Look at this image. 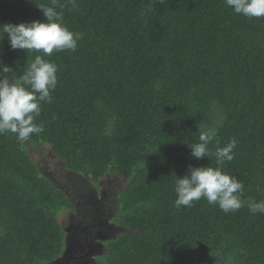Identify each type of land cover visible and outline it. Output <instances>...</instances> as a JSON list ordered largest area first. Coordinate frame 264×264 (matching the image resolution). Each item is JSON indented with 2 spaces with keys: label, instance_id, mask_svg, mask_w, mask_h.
<instances>
[{
  "label": "trees",
  "instance_id": "1",
  "mask_svg": "<svg viewBox=\"0 0 264 264\" xmlns=\"http://www.w3.org/2000/svg\"><path fill=\"white\" fill-rule=\"evenodd\" d=\"M57 4L64 25L83 34L75 51L13 50L0 30V78L16 82L37 55L58 77L33 144L0 134V264H47L65 250L58 218L75 203L44 177L47 150L83 179L127 180L115 193L124 231L103 242L99 264H264V213L246 203L225 213L205 198L175 205L177 177L217 166L189 146L210 128L211 153L217 141L237 142L221 167L243 182L241 200H264V17L226 0ZM46 6L52 0H0V25L45 22Z\"/></svg>",
  "mask_w": 264,
  "mask_h": 264
},
{
  "label": "clouds",
  "instance_id": "2",
  "mask_svg": "<svg viewBox=\"0 0 264 264\" xmlns=\"http://www.w3.org/2000/svg\"><path fill=\"white\" fill-rule=\"evenodd\" d=\"M226 4L237 14L249 18L264 17V0H226ZM58 7L63 6L57 4V0H52V6L39 7L46 18L45 22L33 20L19 24H3L0 25V30L7 35L13 50H35L45 56H51L54 51H75L83 34L75 33L64 25L63 14L62 11H57ZM57 82V66L41 55H37L27 64V70L16 82L10 83L8 79L0 78V134L11 132L16 134L18 140L26 141L32 134L43 132V124L37 125L34 118L40 115L41 102H52V92ZM199 132V142L189 145L192 156L203 159L214 155L217 166H190L187 174L182 178L177 177L176 207H191L194 201L205 198L209 204H217L225 213L235 212L245 203L251 213H264V200L257 202L249 197L247 201H242L243 182L227 174L221 167L225 161L234 158L233 149L237 143L235 138L223 147H220L217 141L215 152L211 153L208 145L215 139V129H199ZM65 232L67 249L73 250L76 244L86 245L85 236L74 237L70 243L68 233ZM97 237L98 235L93 236L94 245L102 241Z\"/></svg>",
  "mask_w": 264,
  "mask_h": 264
},
{
  "label": "rangeland",
  "instance_id": "3",
  "mask_svg": "<svg viewBox=\"0 0 264 264\" xmlns=\"http://www.w3.org/2000/svg\"><path fill=\"white\" fill-rule=\"evenodd\" d=\"M26 143L31 142L27 140ZM28 147L30 148L29 145ZM33 157L34 159H39L36 154H33ZM47 159L48 162L42 166L44 177L55 182L56 186L66 192L75 203L72 211L77 214L79 219L75 220V214H72L69 210L63 211L58 218L63 230L68 233L70 243H72L74 237L83 238L86 231L85 226L89 224H95V226L98 225L100 227L96 235H98L97 239L102 240L101 243L113 239L117 234L124 231L117 222L118 213L116 211L118 205L116 206L117 202L115 197L116 191L122 190L127 184V180L121 173L106 174V176L98 181H92L83 179V177L81 178L74 173L64 170L62 162L55 161L50 150H47ZM96 202H99L100 205H96ZM86 208H105V210L99 215H96L94 212H89L87 217L90 222L86 224L78 221L83 220L82 214H86L84 213ZM107 220L110 222H106ZM100 222L102 223L100 224ZM95 246L93 245L92 248L99 250L100 246L96 248ZM100 249L102 250L100 255H106V250H108L106 246L101 244ZM60 257L61 255L47 264H64L69 259V255L62 260H58Z\"/></svg>",
  "mask_w": 264,
  "mask_h": 264
},
{
  "label": "flooded vegetation",
  "instance_id": "4",
  "mask_svg": "<svg viewBox=\"0 0 264 264\" xmlns=\"http://www.w3.org/2000/svg\"><path fill=\"white\" fill-rule=\"evenodd\" d=\"M96 205H100L99 202H96ZM105 208H103L102 211H104ZM69 211L72 214H75L72 210L69 209ZM89 212H94L96 215L100 212L99 209H85L84 213L86 214H82L83 215V220H78L81 221L82 223H86L89 224L90 220L87 217V214ZM75 220L79 219L77 217V214H75ZM106 222H110L109 220H107ZM102 222H100L101 224ZM86 227V231H85V241H86V245H81V244H76L75 248L73 250L67 249V247H65V250H63V253L61 254V257L58 260H62L64 258H66L67 255H69V259L66 260L64 262V264H99L101 259H99V256H101V246L99 244H97L95 246L99 247V250L97 251H91V247H90V242L93 240V236L97 234L98 230H99V226L95 224H89ZM89 229V231H88ZM103 245H105V243H101ZM106 246V245H105ZM108 250H106V254H107ZM90 254V255H89Z\"/></svg>",
  "mask_w": 264,
  "mask_h": 264
},
{
  "label": "water",
  "instance_id": "5",
  "mask_svg": "<svg viewBox=\"0 0 264 264\" xmlns=\"http://www.w3.org/2000/svg\"><path fill=\"white\" fill-rule=\"evenodd\" d=\"M98 244L101 246V242H99ZM93 245H94V241H91V245H90L91 248H92ZM91 251H93V248L91 249ZM89 255H90V254H89Z\"/></svg>",
  "mask_w": 264,
  "mask_h": 264
}]
</instances>
